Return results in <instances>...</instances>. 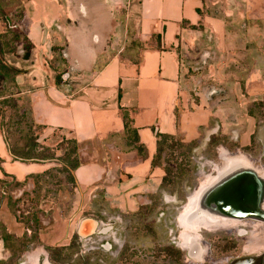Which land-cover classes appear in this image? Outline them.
<instances>
[{
  "label": "crops",
  "instance_id": "obj_1",
  "mask_svg": "<svg viewBox=\"0 0 264 264\" xmlns=\"http://www.w3.org/2000/svg\"><path fill=\"white\" fill-rule=\"evenodd\" d=\"M13 1L25 15L17 29L34 46L30 62L23 60L22 44L19 62L12 64L6 56L9 64L25 71L16 77V98L38 128L40 145L57 151L73 140L80 146V159L88 155L90 161L74 172L83 197L98 189L106 174L102 161L110 159L84 153L87 145L99 144L107 153L118 150L125 115L149 156L138 163L135 153L126 155V161L137 165L127 169L134 185L147 179L143 174L151 169L158 136L188 137L187 124L196 132L219 120L223 135L242 147L250 145L255 130L250 106L264 102V0H128L127 17L119 21L101 15L93 0ZM7 31L0 17V36ZM55 57L68 71L62 85L50 66ZM189 86L198 91L194 104L186 94ZM57 166L15 161L1 130L0 181L31 185L33 176ZM5 212L0 213L8 222L5 238H29Z\"/></svg>",
  "mask_w": 264,
  "mask_h": 264
},
{
  "label": "rangeland",
  "instance_id": "obj_2",
  "mask_svg": "<svg viewBox=\"0 0 264 264\" xmlns=\"http://www.w3.org/2000/svg\"><path fill=\"white\" fill-rule=\"evenodd\" d=\"M1 1L12 24H18L21 13L19 3L13 0ZM128 2L93 0L92 3L98 6L97 11L101 15L119 21L122 17H127ZM13 47L16 49L14 45ZM18 59L17 55L9 58L12 64L19 62ZM0 84L3 85L1 82ZM246 90L244 86L245 93ZM197 92L194 86L187 87L186 94L191 104L199 99ZM255 103L264 102H253L250 109ZM253 110L256 114L255 130L249 146L242 147L239 141L223 135L217 125H221L219 120L196 132L191 131L187 124L188 137L173 136L164 146L163 156L156 159V164L153 165L156 151L151 169L143 174L147 178L145 183L134 185L133 176L127 172L130 166H135L138 161L144 162L149 157L144 146L129 132H125L121 147L118 150H109V153L99 144L87 145L89 148L84 153L90 154L92 151L93 156L110 159L104 162L101 160L106 174L97 185L98 189L87 191L84 197L69 181V175L61 164L42 175L37 186L34 181L30 182L31 185L28 182L21 184L0 181V213L5 208V213L21 223L29 236L26 239H16L13 236L6 239L4 224L8 222L4 215H0L3 220L0 222V240L3 238L10 248L3 257L8 259L9 264H42L44 260L49 262L51 258L53 264L63 260H67V263L73 261L72 264H216V261L222 260V256L247 257L264 253V235L256 227L264 226V223L245 221L244 223L249 224L243 223L244 225L235 226L233 229L213 232L201 229L197 234L200 241L195 240L200 244L199 253L194 245L189 249L182 245L184 229L180 225V219L193 207H189L191 200L199 196L226 169L222 152L228 158L239 157L258 171H264V108ZM5 116V120H0V132L4 130L12 148H23V131L28 128L25 123L21 125L18 114L12 108L5 110ZM212 137L225 145L236 146L232 151L223 145L215 146L210 142ZM126 147L130 150H124ZM131 152L138 158L134 163L126 161ZM54 153L64 154V151ZM115 155H120L121 160L117 156L115 158ZM81 158L83 164L90 161L88 155ZM169 166L171 175L166 176L165 167ZM165 177L167 181L164 184ZM19 200L20 202H16ZM50 207L53 210L50 211ZM46 209L48 213L44 212ZM34 215L39 220L38 224L33 218ZM193 216L194 212L189 219L186 218L187 222H194ZM86 221H94L96 227L88 232L87 238H83L80 231ZM61 234L63 238L60 241L51 242L57 240ZM48 240L56 248L52 254L46 251ZM223 241L229 244H224ZM233 248L236 251L228 254ZM92 258L95 259L91 261Z\"/></svg>",
  "mask_w": 264,
  "mask_h": 264
},
{
  "label": "trees",
  "instance_id": "obj_3",
  "mask_svg": "<svg viewBox=\"0 0 264 264\" xmlns=\"http://www.w3.org/2000/svg\"><path fill=\"white\" fill-rule=\"evenodd\" d=\"M21 13L18 16L19 22L18 24L22 26V23L25 21V15H24V9L19 3ZM0 17L3 18V20L6 22L8 26V31L5 35L0 36V82L3 84H0V114L2 116L0 117L2 120L6 119L5 116V110L7 108H12L19 116V122H21V125L25 123L26 127L28 128L23 131L25 134L23 140H24V146L23 148H12L10 145V141L8 138H6L7 144L9 145V150L14 158L15 161L24 162V163H58L61 164L64 168V171L68 173L69 175V181L77 187L76 179L74 176V172L82 165L81 159H80V146L76 141L68 140L64 141L62 144H60L57 152L62 150L64 151V154H57L54 153L50 148L44 147L39 144L38 138L36 136L35 130L38 128H34V125L31 123L29 119V115L27 111H24L16 98V96L20 93V89L18 88L16 84V77L24 74V70L17 69L13 65L9 64L6 60V56H14L17 55L18 46L20 44L23 45V51L24 61H31L33 58V51L34 46L32 42L28 39V35L26 32L19 31L17 29L18 24H12L11 20L8 18V15L6 14L4 10L3 4L0 2ZM13 45L16 47V49L13 47ZM57 52V50L55 49ZM59 60L55 57L51 62V68L56 74V81L57 84L62 85L64 84V77L68 74V71L66 69H63L62 67L58 66ZM254 108L263 109L264 103H255L253 107L249 110V115L253 118L256 117V114L254 112ZM3 123V122H2ZM1 123V124H2ZM4 124V123H3ZM129 119L128 116L125 115V129L126 132L134 133V131L130 128L129 125ZM3 126V125H2ZM160 140L158 141V148H157V155L155 156V161H153V165L156 164V159L161 158L164 154V146L169 142L170 139H172L171 136L167 135H160L158 136ZM210 142L214 144L215 146L223 145L230 151L234 150L233 147L236 145L232 144V146L225 145L223 143H220L217 141L215 137H212ZM142 150V149H141ZM139 150V154L140 151ZM166 176L171 175V167H165ZM38 179H41V176H33L32 180L34 181L35 186H37ZM167 181V178L165 177L163 180V183L165 184ZM16 202H20L16 201ZM35 222L38 224L39 220L36 217V215L33 216ZM26 239V238H25Z\"/></svg>",
  "mask_w": 264,
  "mask_h": 264
},
{
  "label": "water",
  "instance_id": "obj_4",
  "mask_svg": "<svg viewBox=\"0 0 264 264\" xmlns=\"http://www.w3.org/2000/svg\"><path fill=\"white\" fill-rule=\"evenodd\" d=\"M68 77L67 74L65 78ZM202 214L218 219L264 222V176L247 162L232 164L200 194L194 215ZM95 227L94 221L84 222L80 231L83 238ZM191 245L199 253L200 244L194 241ZM258 258L264 259V254H259Z\"/></svg>",
  "mask_w": 264,
  "mask_h": 264
},
{
  "label": "bare ground",
  "instance_id": "obj_5",
  "mask_svg": "<svg viewBox=\"0 0 264 264\" xmlns=\"http://www.w3.org/2000/svg\"><path fill=\"white\" fill-rule=\"evenodd\" d=\"M222 159L226 162L225 164L227 165L223 171H221L222 173H224L227 169H229L231 167L232 164L234 163H238V162H246L245 160L241 159V158H228L227 154L222 152ZM248 163V162H247ZM261 173V175L264 176V171L260 170L259 171ZM221 173V174H222ZM214 183V181L210 184L212 185ZM209 185V186H210ZM208 186V187H209ZM207 189V188H206ZM205 191V190H204ZM203 193V192H202ZM200 196V195H199ZM199 196L197 197H194V199L191 200V204L189 205L190 206H193L192 208H189L187 210V214L185 216H183L181 219H180V225L182 226V228L184 229V233L182 235V245L185 247V248H191V242L193 241H200V239L198 238L197 234L199 232V230L201 229H206L207 231L209 232H213V231H220L222 229H230V228H234L235 226H239L241 224H243L245 221H236V220H228V219H218V218H214V217H211V216H206V215H199V216H196L195 215L193 216L195 219H194V222L192 223H189L187 222L186 218L189 219L188 217L190 215H192V213L195 211L196 209V206H197V203H198V198ZM196 220V221H195ZM190 221V220H189ZM249 221V220H247ZM244 224H249L248 222L247 223H244ZM243 224V225H244ZM249 227V226H248ZM258 228V230L262 231L263 235H264V226H261V225H258L256 226ZM236 228V227H235ZM251 241V240H250ZM253 241V240H252ZM258 242V241H257ZM199 243V242H198ZM250 244V243H249ZM255 244V243H254ZM255 246V245H254ZM195 248V247H194ZM259 248V247H258ZM262 248V247H260ZM200 249V248H199ZM204 250V249H203ZM260 250V249H259ZM195 251V250H194ZM255 251V250H254ZM207 254V251L205 249V256ZM203 257V256H202Z\"/></svg>",
  "mask_w": 264,
  "mask_h": 264
},
{
  "label": "flooded vegetation",
  "instance_id": "obj_6",
  "mask_svg": "<svg viewBox=\"0 0 264 264\" xmlns=\"http://www.w3.org/2000/svg\"><path fill=\"white\" fill-rule=\"evenodd\" d=\"M249 221H252V222H255V223L258 222V221H254V220H249ZM258 223L260 224V222H258ZM262 223H264V222H262ZM223 243L224 244H229L226 241H223ZM32 244L33 243H31V245ZM31 245H29V247ZM46 247H47L46 251L49 254H52V252L56 250V248H53L52 246H49V248H48V246H46ZM6 250L10 251V248L7 246L6 241L5 240H0V264H9L8 259H6L5 257H3V254L5 253ZM234 251H236L235 248H233L230 252H228V254L229 253H233ZM259 254L260 253H255V255H251V256H247V257H244V256H233V255L222 256L223 257V258H221L222 260L216 261L217 262L216 264H220V263L221 264H264V259L262 258V260H261V259L258 258V255ZM262 254H264V253H262ZM193 258L196 259V260L199 259V260L203 261L202 259L197 258V257H193ZM51 259L49 260V262L44 260L42 262V264H53L54 261L51 260ZM94 259L95 258H92L91 261L94 260ZM66 261L67 260H63L62 262L61 261L60 262H61V264H72V263H74L73 261H69V263H67ZM60 262L59 263L56 262V263L57 264H60ZM20 264H26V262L25 263L22 262Z\"/></svg>",
  "mask_w": 264,
  "mask_h": 264
}]
</instances>
